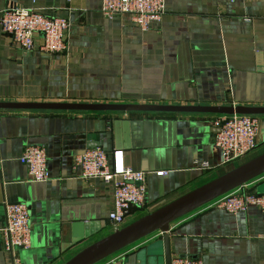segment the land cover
<instances>
[{
  "label": "crops",
  "instance_id": "1",
  "mask_svg": "<svg viewBox=\"0 0 264 264\" xmlns=\"http://www.w3.org/2000/svg\"><path fill=\"white\" fill-rule=\"evenodd\" d=\"M101 3L0 0V14L32 7L70 21L68 48L58 53L40 49V33L35 49L24 50L0 24V101L264 106V0H167L161 21L147 30L128 14L107 18ZM224 116L0 108V264L14 257L4 245L6 202L30 209L31 246L15 249L21 264H63L117 229L109 220L112 185L82 177L74 154L97 140L148 172L146 205L129 210L127 225L236 164L223 165L216 144ZM117 119L130 120L119 126V139ZM29 145L46 149L50 180L30 179L20 160ZM258 147L252 157L264 152V142ZM240 189L264 193V174ZM168 234L172 257L264 264V220L256 206L231 213L207 204L173 221ZM163 236L157 230L101 262L119 256L121 264H165Z\"/></svg>",
  "mask_w": 264,
  "mask_h": 264
},
{
  "label": "built area",
  "instance_id": "2",
  "mask_svg": "<svg viewBox=\"0 0 264 264\" xmlns=\"http://www.w3.org/2000/svg\"><path fill=\"white\" fill-rule=\"evenodd\" d=\"M234 1V0H232ZM167 0H102L101 11L107 18L128 14L142 29L147 30L153 22H159L166 12ZM0 24L4 32L24 50L35 49V34L42 33L40 49L49 53L66 51L68 43L65 32L70 21L64 17L48 16L32 7H8L0 14ZM222 121H224L222 123ZM220 132L216 144L222 152L221 163L228 164L248 155L264 142V120L260 115L233 114L217 120ZM28 167L30 179L47 181L50 175L48 153L43 146L29 145L20 157ZM75 165L81 169L84 178H100L112 185V208L109 220L116 227L124 226L129 210L146 205L147 171L134 169L126 163L124 151L113 149L111 155L101 146L88 147L74 154ZM202 168H209L207 162ZM161 170L158 174H166ZM238 187L209 205L231 213L248 210L256 206L264 220V193L241 191ZM7 224L4 227V245L13 257V264H21L15 249H28L32 242L31 217L29 206L24 202H6ZM119 256L108 262L96 264H121ZM172 264H203L201 258L183 256L172 257Z\"/></svg>",
  "mask_w": 264,
  "mask_h": 264
},
{
  "label": "water",
  "instance_id": "3",
  "mask_svg": "<svg viewBox=\"0 0 264 264\" xmlns=\"http://www.w3.org/2000/svg\"><path fill=\"white\" fill-rule=\"evenodd\" d=\"M41 36L43 34L41 33ZM0 108L25 109H62V110H96V111H145V112H203L224 115L254 114L264 115V106L247 105H201V104H157V103H99V102H17L0 101ZM224 121H222L223 123ZM130 124L129 119H117L114 126L119 139L120 125ZM122 126V127H123ZM221 127H218L220 132ZM117 140V144H118ZM99 142L90 144V147ZM264 174V152L244 161L205 184L183 194L171 202L147 213L133 222L117 228L111 234L93 242L63 264H96L130 244L160 230L164 233L165 264H172L170 224L216 198L246 184ZM87 227V224H86ZM88 228V227H87ZM93 234V231L91 232ZM91 235L87 233L86 236ZM83 237L74 242L82 241Z\"/></svg>",
  "mask_w": 264,
  "mask_h": 264
},
{
  "label": "rangeland",
  "instance_id": "4",
  "mask_svg": "<svg viewBox=\"0 0 264 264\" xmlns=\"http://www.w3.org/2000/svg\"><path fill=\"white\" fill-rule=\"evenodd\" d=\"M258 148H259V147L255 148L253 151H251L248 155H246L245 157L241 158L240 160L235 161L236 164H231V165H229L228 168H226V170L228 171V169H232L235 165H237V164H241L240 162L243 163V161H245L246 159L252 157V155L258 151V150H257ZM260 150H261V149H260ZM218 198H219V197H218ZM218 198H216L215 200H213V201H211V202H209V203H207V204H210V203L216 201ZM207 204H205V205H207ZM203 206H204V205H203ZM126 223H127V220H126L125 224H126ZM125 224H124V225H125Z\"/></svg>",
  "mask_w": 264,
  "mask_h": 264
},
{
  "label": "trees",
  "instance_id": "5",
  "mask_svg": "<svg viewBox=\"0 0 264 264\" xmlns=\"http://www.w3.org/2000/svg\"><path fill=\"white\" fill-rule=\"evenodd\" d=\"M158 113H166V112H158ZM254 156H256V155H254ZM254 156H253V157H254ZM238 165H239V164H238Z\"/></svg>",
  "mask_w": 264,
  "mask_h": 264
}]
</instances>
